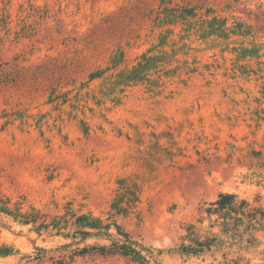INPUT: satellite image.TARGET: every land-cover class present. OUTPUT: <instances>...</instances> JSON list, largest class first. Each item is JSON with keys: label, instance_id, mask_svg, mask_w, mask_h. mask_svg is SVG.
I'll return each mask as SVG.
<instances>
[{"label": "rangeland", "instance_id": "1", "mask_svg": "<svg viewBox=\"0 0 264 264\" xmlns=\"http://www.w3.org/2000/svg\"><path fill=\"white\" fill-rule=\"evenodd\" d=\"M126 183L139 199L116 215ZM227 193L264 210V0H0V199L40 217L0 214V264H138L71 260L111 241L38 230L70 212L117 222L151 264H264V230L228 258L180 253Z\"/></svg>", "mask_w": 264, "mask_h": 264}, {"label": "trees", "instance_id": "2", "mask_svg": "<svg viewBox=\"0 0 264 264\" xmlns=\"http://www.w3.org/2000/svg\"><path fill=\"white\" fill-rule=\"evenodd\" d=\"M230 1L239 3L243 0ZM193 11L192 9L186 10V14L193 15ZM207 13L210 14L213 11L207 10ZM204 24H206L209 36L220 33L221 28L225 26V22H221L218 16H213L210 21L208 20ZM122 190H124V194L113 204L116 215H128L139 199L138 190L134 184L126 183ZM1 213L25 225L37 224L40 219L37 217L39 213L36 214L34 210L33 213H23L20 208H11L10 201L2 199H0ZM200 214L202 217L197 221L198 224L191 223L186 227V235L182 239L183 242L179 250L182 255L200 257L207 252H212L214 247H223L229 250L227 254L225 253L226 258H228L232 255L233 250L241 253L258 247L259 242L256 234L264 230V210L262 207L252 206L247 200L240 199L238 195L227 193L220 194L218 200L209 204L207 208H200ZM204 214L206 217L203 216ZM68 216L67 219L55 218L48 223L43 220L38 230L51 228L57 234H62L64 229L69 228L72 233L68 232L66 235L73 240V243L65 245L64 248H70L73 244L80 245L91 237H106L111 241L109 246L88 245L78 248L71 252V260L74 261L77 257L99 253L103 256L119 254L138 264H151L144 254L145 248L136 242L134 237L117 222L104 223L100 218L86 214H71V212ZM214 217L215 219H213ZM206 220L210 223L207 228L204 226ZM63 225L67 228H63ZM113 229L116 232L115 236L111 234ZM12 252V249L3 246L0 248V257L9 256ZM66 259L67 256L64 255L58 264H70V261L67 262ZM243 260H245L243 256H238L237 260L231 259L225 264H239Z\"/></svg>", "mask_w": 264, "mask_h": 264}]
</instances>
